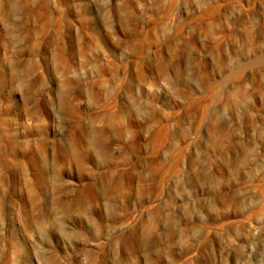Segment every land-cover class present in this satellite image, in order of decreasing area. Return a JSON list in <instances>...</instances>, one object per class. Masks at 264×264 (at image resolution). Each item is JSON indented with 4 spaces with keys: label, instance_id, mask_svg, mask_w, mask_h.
I'll list each match as a JSON object with an SVG mask.
<instances>
[{
    "label": "rangeland",
    "instance_id": "374dc122",
    "mask_svg": "<svg viewBox=\"0 0 264 264\" xmlns=\"http://www.w3.org/2000/svg\"><path fill=\"white\" fill-rule=\"evenodd\" d=\"M0 264H264V0H0Z\"/></svg>",
    "mask_w": 264,
    "mask_h": 264
}]
</instances>
